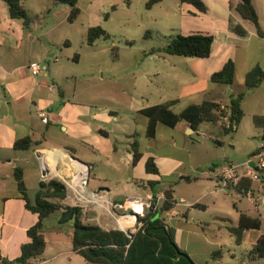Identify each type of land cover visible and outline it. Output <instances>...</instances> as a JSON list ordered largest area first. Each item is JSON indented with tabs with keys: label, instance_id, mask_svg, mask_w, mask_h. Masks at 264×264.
<instances>
[{
	"label": "crops",
	"instance_id": "0c3cea01",
	"mask_svg": "<svg viewBox=\"0 0 264 264\" xmlns=\"http://www.w3.org/2000/svg\"><path fill=\"white\" fill-rule=\"evenodd\" d=\"M201 1L207 8L206 12H200L193 5L182 3L181 0H159L147 6V9L154 12V18L157 21L160 20L167 30L176 35H213L211 55L206 58H191L160 51L151 53V56H154L153 60L157 54L160 57L156 69L146 71L144 78L148 79V85H154V90L148 94V92L136 89L135 84L136 95L142 99L141 102L135 101L132 93V96L130 94L131 97L127 98L126 89L118 88L121 98L109 106L102 103L101 105L87 103L81 98L78 88L71 87L72 80H78L79 75L76 73L77 70L68 66V63L72 61L65 51L72 49L73 38L80 37V35L82 38L85 36L84 29L80 30L75 26L81 14L79 3L80 14L71 22L69 21L71 7L67 4L57 0H24V6L31 20L27 29L22 19H14L10 16L7 3L0 0V206H4L0 214V254L3 258L13 261L21 255L22 246L30 242L28 229L39 219L37 214L26 209L25 202L20 198L14 176L16 167L23 169L31 201L29 177H39L40 187L43 182L46 189L50 184L53 185L55 182L52 180L56 179L57 183L64 188L61 192L64 198L56 196L50 201L63 206H72L71 202L76 200L86 205L91 204L94 209L102 211L95 218L100 227L107 231L121 230L119 225L112 229H105V225L103 226L102 214L108 215L109 219L112 218L115 223L119 224V214L122 213L121 211L109 212L107 201L122 202L135 196L122 199L113 198L108 180L98 173L95 174V181H97L95 183L98 188L96 191L89 192L92 172H98L99 167L106 168L114 174L116 180H132V170L137 165L133 162L132 144L137 141L142 153L139 162L144 160V169L147 175L154 176L151 182L154 184L158 182L160 162L164 156L160 153L142 151V144L138 140L142 137L152 139L156 146L169 144L171 149L176 151L187 143L186 140L176 139L177 132L190 139L200 132L190 130L186 122H181L175 128L159 122L155 137L150 138L147 136L149 118L141 111L173 100H178L173 110L177 105L184 104L180 112L189 105L201 104L205 100L219 102L223 107H227L231 97L246 90L247 72L257 65L264 70V0H253L263 31L262 36L258 34L257 27L252 21L242 18L235 10L241 0ZM100 24V20H97L90 27L101 26ZM237 27L246 33H238L235 30ZM146 36H151L150 30L146 32ZM172 38L170 37L169 41ZM74 59V62L80 63L81 58L76 56ZM229 60L235 62L236 74L239 71L244 72L242 92L233 89L234 83L225 85L211 82V76L220 71ZM35 62L42 66L41 72L37 75L33 74L30 69V64ZM183 68H185L184 71L181 70ZM112 76L116 80L120 78L119 74L114 71ZM263 84L264 81L259 87ZM51 86L52 89H50ZM255 89L248 91L245 97ZM150 95L151 98H149ZM155 96H157V101ZM41 110L49 113L47 124L43 123L38 116ZM259 117L264 118V115ZM222 122L223 120L217 124L222 125ZM255 125L264 130V124L258 126L255 123ZM165 127L172 129V132L167 131ZM222 127L224 128L223 125ZM238 129L239 126L236 131ZM248 132H251V129ZM251 134H262L261 143H264V132L258 130ZM26 136H31L37 145L29 151L15 150V142ZM85 149L95 153L93 163L79 156V152ZM256 150L242 163L246 162ZM30 151L37 155L42 172L46 170L47 176L43 177L36 164H30L31 156L17 153ZM151 157L157 164L159 171L157 174L149 173L146 169V163ZM20 162H29V164L23 166ZM221 163L222 161L219 160L216 168H219ZM81 165L88 173L85 176L87 187L84 191H81L79 186L83 177ZM215 179L216 190L212 191V194L221 192L218 191L217 174ZM187 180L189 181V178ZM251 188L256 198L264 197V184L253 182ZM39 190L40 188L37 189L36 196ZM167 190L172 189H159L156 193L152 190L146 193V197H165ZM92 194L97 195V198L92 199ZM240 194L250 202V206L240 207L235 203L236 218L223 221L222 226L230 234L227 243L214 239L217 234L208 235L204 227L196 220L192 221V225L187 215L176 210L178 204H175L172 210L158 214L157 218L164 220L167 230L171 227L167 225L165 215L169 214L172 221H177L178 226L173 234L176 245L181 248L179 249L182 252H186L184 246H189L191 242H203L206 248L204 251L199 244L189 253H185L195 264H264V257H255L251 254L258 239L264 235V205L256 206L248 197ZM172 195L174 198L173 190ZM230 195L233 196L234 192ZM164 200H161L160 205ZM194 207L205 208L200 204H195ZM61 212L55 213H58L61 218ZM241 214L259 218L261 226L244 230L242 240L237 242L232 229L239 226ZM52 228V233H54L51 236L52 243L47 239L44 230L46 250L40 258L32 260L29 264H68L69 260L75 257H80L86 264H109L88 262L73 250V243L71 250L63 249L61 244L64 237L71 236V240L73 237L70 222L61 223V220H58L57 225ZM218 231L220 232V229ZM215 252H219V256L213 257ZM201 256H206V258L201 259ZM76 262L81 263L78 258ZM0 264H3L1 259Z\"/></svg>",
	"mask_w": 264,
	"mask_h": 264
},
{
	"label": "rangeland",
	"instance_id": "374dc122",
	"mask_svg": "<svg viewBox=\"0 0 264 264\" xmlns=\"http://www.w3.org/2000/svg\"><path fill=\"white\" fill-rule=\"evenodd\" d=\"M149 0H80L79 7L81 14L75 23L80 30L84 29V38L76 36L73 38L72 49H66L72 63L68 66L77 70L78 80H72L71 87H77L83 101L87 103L101 105H113L116 100H120L118 88H124L127 91V98L133 94L135 101L142 99L136 95V89L148 92L154 90V85H148V79L144 78L146 71H154L158 64L157 57L152 59L151 53H165L170 37L176 36L172 31L167 30L160 20L154 18L147 9ZM107 16V17H106ZM157 17V15H156ZM161 19V18H160ZM101 22V26L110 35L109 39L101 38L95 45L88 44V28L96 21ZM150 30L151 36H146ZM153 51V52H152ZM81 58L80 63H76L75 57ZM182 58V57H179ZM66 62V61H65ZM72 64V65H71ZM178 70V69H177ZM185 70V68L181 69ZM117 72L120 76L117 80L112 76V72ZM151 77L153 78L152 74ZM244 72L239 71L233 84V89L237 92L244 90ZM136 84V85H135ZM136 86V89L134 88ZM132 93V94H131ZM131 94V96H130ZM151 98V95L149 96ZM157 101V96H155ZM147 101L146 99L144 102ZM146 103V102H145ZM184 104L175 107L176 112H180ZM244 116L239 125L238 131L226 133L222 125L213 122H204L199 131L205 133L211 139L195 135L192 139L183 137L182 133H176V139L186 140V145L179 150L173 151L169 144L156 146L152 139L145 137L138 141L142 144L141 150L146 153H160L164 156L160 162V175L156 183L153 182L154 176L147 175L144 169V160H141L132 170V180H116L114 174L106 168H98V172H92V179L88 191H96L97 181L95 174L98 173L107 179L108 186L111 188V195L115 199H122L131 196H140L145 198L147 192L159 189H172L174 198L177 202L183 198L187 205H176V210L183 212L188 216L189 222L196 220L202 225L208 235L217 234L214 238L227 243L230 239L229 232L222 226L224 220L236 218L235 203L237 206H250V202L239 192L230 195L226 192H215L216 174L229 164H240L251 155L253 151L259 148L262 140V134L252 135L251 132L258 130L254 119L256 116L264 115V84L255 89L242 101ZM167 131L172 132L169 127ZM181 128V127H180ZM251 129V132H248ZM167 135V133H166ZM157 142V141H156ZM18 154L31 156L30 164H36V167L43 175L42 166L37 155L30 152H17ZM247 153H249L247 155ZM79 156L89 163H93L95 153L92 150L85 149L79 152ZM219 168H216L218 161ZM29 162H20V165L26 166ZM129 175V171L127 172ZM32 174V173H31ZM83 177L87 176V171L83 168ZM44 177V176H43ZM189 178V181L187 180ZM53 182H58L56 179ZM51 181V182H52ZM40 188L39 177H29V191L32 202L35 203L36 191ZM163 203V202H162ZM161 203V205H162ZM72 206L82 208V222L85 224H97L95 219L98 213L102 211L94 209L91 204H83L80 201H72ZM195 204L204 205L203 207H194ZM160 205V206H161ZM0 206V214L3 212ZM148 211H146L147 213ZM145 213V214H146ZM188 213V214H186ZM167 225L172 231L177 228V221H172L169 214L165 215ZM21 220V218H20ZM60 215L55 213L45 222L46 237L52 243V227L57 225ZM103 226L105 229H112L119 224L115 220L102 214ZM202 223V224H200ZM71 225V224H70ZM119 228V227H118ZM220 229V232L218 231ZM138 232V231H137ZM136 232V233H137ZM135 233V234H136ZM186 237L184 238L185 245ZM201 246L204 251L206 248L202 241L198 243L191 242L185 247V253H189L195 246ZM64 250H71V236L64 237L62 244ZM180 248V247H179ZM181 249V248H180ZM86 264L80 257L69 260L68 264ZM206 256H201L205 259Z\"/></svg>",
	"mask_w": 264,
	"mask_h": 264
},
{
	"label": "trees",
	"instance_id": "16d2710c",
	"mask_svg": "<svg viewBox=\"0 0 264 264\" xmlns=\"http://www.w3.org/2000/svg\"><path fill=\"white\" fill-rule=\"evenodd\" d=\"M9 8L10 16L14 19H22L25 28H29L31 20L24 6V0H4ZM71 7L69 21H74L80 14L78 7L79 0H57ZM159 0H150L147 6H151ZM182 3H189L196 7L200 12H206V6L201 0H181ZM235 10L242 18L252 21L260 36L263 31L259 24V17L253 5V0H241L235 7ZM107 17V16H106ZM240 34L246 32L240 28H235ZM110 35L102 26L90 27L88 30L87 41L89 45H94L100 39H109ZM213 35L192 34V35H176L173 37L165 53L170 55H179L191 58H206L211 55L213 47ZM236 77V64L233 60L226 62L224 67L211 76L212 83L232 85ZM264 81V70L260 66H255L245 76L246 90L237 96L230 98V102L225 111L222 104L215 101L205 100L201 104H192L185 108L182 112L176 113L173 107L178 100L169 101L163 104L151 106L141 111L143 115L149 118L147 136L155 137L157 124L163 123L171 128L177 127L181 122L194 131H198L204 122L218 123L223 117H228L235 129H227L226 133H234L241 123L244 116L242 109V101L246 93L261 85ZM255 123L258 126L264 124V118L256 117ZM37 143L31 136L18 139L15 142L14 149L21 151H29ZM133 162L138 163L142 158L139 143L135 141L132 144ZM146 169L149 173H159L154 158H149L146 163ZM15 180L19 191L20 198L25 202L27 210L38 215L39 219L35 225L28 229L30 242L24 244L21 248V255L13 261L3 258L0 259L3 264H29L34 259L40 258L47 247L44 236L45 220L57 211L61 212V223L70 222L73 228V250L79 253L88 262L92 263H109V264H195L188 256L175 260L176 250L169 243L168 238L163 235L153 234L151 228L165 226L164 220L157 218L158 214L170 211L174 208L176 201L173 198L172 190L165 192V200L156 210H148V212L140 218L144 226L134 235L133 240L121 230H104L97 224H85L82 222L83 211L79 206H63L59 203L50 201L53 197L64 198L63 193L56 192L52 184L48 189L41 182L40 190L37 193L35 203L30 199L28 188L24 179L23 169L16 167L14 171ZM252 180L244 179L240 186L245 189L252 187ZM261 226L259 218H252L246 214H241L239 226L232 229L236 235L237 242L242 240L244 230L250 228H258ZM172 238V242L176 244L173 231L168 230ZM129 245V247H127ZM251 254L255 257H264V235L261 236L254 246ZM219 256V252H215L213 257Z\"/></svg>",
	"mask_w": 264,
	"mask_h": 264
},
{
	"label": "built area",
	"instance_id": "2783aa9c",
	"mask_svg": "<svg viewBox=\"0 0 264 264\" xmlns=\"http://www.w3.org/2000/svg\"><path fill=\"white\" fill-rule=\"evenodd\" d=\"M30 69L33 74L37 75L41 72L42 66L35 62L30 64ZM52 88L53 87L51 86L50 89ZM222 109L227 111L225 107H222ZM48 115L49 113L46 110H41L38 114L41 121L45 124L49 122ZM222 120V125L225 128H236L227 116L223 117ZM198 135L203 136L206 139H211L203 132H199ZM251 164H253V166H251ZM246 178H249L252 182L264 184V143L260 144L256 152H254L246 162L241 164H229L217 173L218 191L226 192L228 194H231L232 192H240L248 197V199H250L256 206L259 204L264 205V197L256 198L252 188L245 189L240 186L241 182ZM79 186L81 191L86 189L87 177L80 180ZM96 198L97 195L92 194V199ZM164 199V196H147L146 198L131 197L122 202L115 203L109 200L107 201L108 211L111 213L122 212L119 214V227L130 240H133L135 233L144 226L140 218L145 215L146 211L151 209L156 210L160 206L161 200ZM176 204L187 205L186 200L184 199H181L180 202H176ZM127 247H129V245H127Z\"/></svg>",
	"mask_w": 264,
	"mask_h": 264
},
{
	"label": "water",
	"instance_id": "95a60500",
	"mask_svg": "<svg viewBox=\"0 0 264 264\" xmlns=\"http://www.w3.org/2000/svg\"><path fill=\"white\" fill-rule=\"evenodd\" d=\"M190 130L193 131V129H191V128H190ZM72 158L75 159L76 161H78L79 163L84 164L83 162H81L77 158H75V157H72ZM251 166H253V164H251ZM47 174H48L47 171L44 170L43 171V176L45 177V176H47ZM52 187L58 193L63 192V189H64L63 186L60 183H57V182L53 183ZM150 232L153 233V234L163 235V236H166L168 238L169 243L176 250V257H175V259H180V258H186L187 257V254H185L184 252H182L179 249V247L172 242V238L170 236V233L168 232V230H167V228L165 226H159V227L151 228L150 229Z\"/></svg>",
	"mask_w": 264,
	"mask_h": 264
},
{
	"label": "bare ground",
	"instance_id": "6f19581e",
	"mask_svg": "<svg viewBox=\"0 0 264 264\" xmlns=\"http://www.w3.org/2000/svg\"><path fill=\"white\" fill-rule=\"evenodd\" d=\"M82 166V168H83V165H81Z\"/></svg>",
	"mask_w": 264,
	"mask_h": 264
}]
</instances>
